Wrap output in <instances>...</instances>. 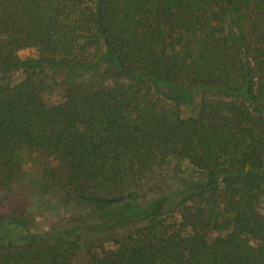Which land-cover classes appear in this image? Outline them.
Instances as JSON below:
<instances>
[{
  "label": "trees",
  "instance_id": "obj_1",
  "mask_svg": "<svg viewBox=\"0 0 264 264\" xmlns=\"http://www.w3.org/2000/svg\"><path fill=\"white\" fill-rule=\"evenodd\" d=\"M21 151L47 189L142 226L78 263L81 232L12 217L0 264H264V0H0V160Z\"/></svg>",
  "mask_w": 264,
  "mask_h": 264
},
{
  "label": "rangeland",
  "instance_id": "obj_2",
  "mask_svg": "<svg viewBox=\"0 0 264 264\" xmlns=\"http://www.w3.org/2000/svg\"><path fill=\"white\" fill-rule=\"evenodd\" d=\"M83 77V72H74L69 78ZM21 80L22 76L17 74L14 76L13 83L17 84ZM64 96V88L59 85L48 98V102L59 103ZM180 101L183 118L187 119L197 114L199 96L181 95ZM182 166L184 172L178 174L179 178L173 181L179 184L180 189L189 187V174H192L188 164ZM44 169L43 160L25 151L0 160V170L18 172L17 181L0 193V219L3 223L0 227V241L12 240L22 235L27 226L34 232L55 229L58 234H64L71 229V232L83 234V251L77 257V262L83 263L95 251L115 249V240L142 226L141 223H132L131 219H124L125 216L122 217L118 213H115L112 219L104 218L107 210L96 206L94 201L76 199L68 193L47 189L43 180ZM169 191L168 187L153 188L143 193L137 200L138 203L144 204L155 198L167 197ZM12 217L19 220L25 219L28 225L26 224V228H21L12 224L9 221Z\"/></svg>",
  "mask_w": 264,
  "mask_h": 264
}]
</instances>
